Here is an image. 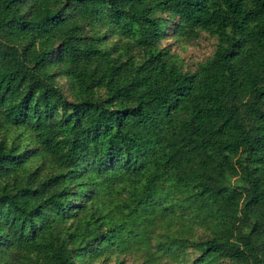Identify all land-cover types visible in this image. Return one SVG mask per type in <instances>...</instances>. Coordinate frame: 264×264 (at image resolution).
<instances>
[{"label":"trees","instance_id":"obj_1","mask_svg":"<svg viewBox=\"0 0 264 264\" xmlns=\"http://www.w3.org/2000/svg\"><path fill=\"white\" fill-rule=\"evenodd\" d=\"M0 264H264V0H0Z\"/></svg>","mask_w":264,"mask_h":264},{"label":"rangeland","instance_id":"obj_2","mask_svg":"<svg viewBox=\"0 0 264 264\" xmlns=\"http://www.w3.org/2000/svg\"><path fill=\"white\" fill-rule=\"evenodd\" d=\"M214 41L207 37L201 38L192 45H188L186 50L178 49V52L188 63H198L208 57L213 50Z\"/></svg>","mask_w":264,"mask_h":264}]
</instances>
